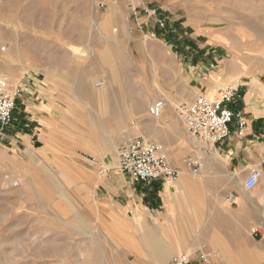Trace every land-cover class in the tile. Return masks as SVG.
Listing matches in <instances>:
<instances>
[{"label": "rangeland", "instance_id": "obj_1", "mask_svg": "<svg viewBox=\"0 0 264 264\" xmlns=\"http://www.w3.org/2000/svg\"><path fill=\"white\" fill-rule=\"evenodd\" d=\"M142 2L158 9L165 30L146 23L143 15L133 16L130 8ZM176 20L183 29L174 27ZM196 31L224 37L232 53L249 55L264 70V0H0V79L10 84L24 77L43 84L51 80L62 89L54 91L52 85L49 92L57 106V132L50 134L47 150H23L0 139V264H171L176 255L198 251L211 264H264V220L255 195L235 182L249 203L240 213L234 201L225 200L230 192L221 196L218 182L205 178L203 170L192 172L186 160L202 162L205 144L193 140L175 117L176 102L166 110L191 141L183 144L181 164L190 178L202 177L191 192L185 191L193 208L182 196L187 201L178 207L185 214L182 226L156 239L174 242L176 254L168 261L158 259L143 244L142 215L134 220L111 212L94 197L97 165L114 168L124 141L155 140L150 135L173 140L158 128L161 120L149 117L148 108L164 100L172 71L179 68L181 55L175 51L194 40ZM83 52L84 58L76 56ZM102 55L106 60H100ZM70 69L90 86L103 79L104 86L113 84L101 97H85ZM224 205L226 237L221 227H204L212 214L220 222L215 225H221ZM252 230L258 231L255 236ZM197 239L208 246H191Z\"/></svg>", "mask_w": 264, "mask_h": 264}, {"label": "crops", "instance_id": "obj_2", "mask_svg": "<svg viewBox=\"0 0 264 264\" xmlns=\"http://www.w3.org/2000/svg\"><path fill=\"white\" fill-rule=\"evenodd\" d=\"M174 27L181 30L183 24L176 20ZM195 34L194 40L175 51L181 55L179 68L176 67L172 71L173 79L168 81L167 89L169 90L165 91L164 100L167 107L168 105L170 107L172 102L191 103L197 96L215 100L227 89L236 90L235 101L227 105L233 114L232 121L228 125L229 136L222 142L209 144L201 149L204 153L200 162L201 170L205 178L218 182L221 196L230 192L225 196V200L227 196L232 195L240 213L249 203L244 200L241 188L235 187V182L239 181L242 184L252 170L260 171L261 178L250 191L255 195L254 205L260 207L261 219L264 220V188L260 189L264 186V70L262 64L255 62L253 58L249 59V55L243 54L241 57L232 53L226 46L224 37L201 34L197 31ZM12 85H22L23 93L16 100L12 114L13 120L5 130L3 141L11 145L18 144L23 150L35 148L47 150L46 143L52 139L50 134L57 132L55 128L57 106L52 102L49 92H52V85L57 87L53 89L54 91L59 92L62 89L51 80L49 82L44 80L43 84L32 77H24L20 81L13 82ZM167 111L168 109L162 115L158 128L173 135V140L169 142L160 137L156 139L163 147L171 165L178 169L180 173L178 183L176 181L175 185L167 186L160 181H155L146 187L119 172H110L107 176H100L97 173L98 192L94 194V197L99 198L101 206H107L111 212H121L126 217L131 215L130 217L134 220L139 214L142 215L138 226L145 230L142 239L144 246L156 253L158 259L166 261L171 259L170 255H175L178 250L174 242H160L156 239L163 232L167 234V230L182 226L185 214L178 207L187 203L182 196H186L188 206L193 208L194 203L185 191L191 192L197 184L202 182V177L199 180L190 178L184 165L181 164V155L186 149L183 144L188 146L187 143L191 141H188L189 138L179 121L171 115L170 111ZM237 114H240L246 122L242 137L237 135ZM226 211L228 208L224 205L221 225H215L220 222L215 220V215L212 214V218L207 220L204 227L208 229L221 227L226 237V228H229L226 226ZM262 226L264 229V221ZM191 246L206 248L208 243L197 239Z\"/></svg>", "mask_w": 264, "mask_h": 264}, {"label": "built area", "instance_id": "obj_3", "mask_svg": "<svg viewBox=\"0 0 264 264\" xmlns=\"http://www.w3.org/2000/svg\"><path fill=\"white\" fill-rule=\"evenodd\" d=\"M130 12L136 17L143 15L146 18V23L153 21L159 29L165 30L166 28L167 22L161 17L158 9L149 8L143 2L139 7L132 6ZM22 93V85L14 86L7 80L0 79V138L5 136V130L12 123L16 100ZM236 97V90L234 89H227L215 100L197 96L191 103H177L173 108V113L183 123L185 130L193 140L199 144H205V146L216 144L229 136L228 125L232 121L233 114L227 108V105L233 103ZM166 107V101L163 99L153 101L148 108L149 117L153 120L160 119ZM236 118L237 135L242 137L246 122L240 114H237ZM186 164L194 174H200L201 165L194 157L187 158ZM97 169L100 176H107L111 170H116L146 187L155 181H160L168 186L179 177L178 169L171 165L161 144L143 137L131 138L120 144L116 151L114 168L110 170L98 165ZM260 178L261 172L252 170L243 183L244 189L248 191L253 189ZM16 185L15 182L14 186ZM226 201L231 204L234 201L233 196H227ZM257 232V230H252L251 234L255 236ZM171 264L211 263L204 254L198 251L194 256L184 253L176 255L172 258Z\"/></svg>", "mask_w": 264, "mask_h": 264}, {"label": "bare ground", "instance_id": "obj_4", "mask_svg": "<svg viewBox=\"0 0 264 264\" xmlns=\"http://www.w3.org/2000/svg\"><path fill=\"white\" fill-rule=\"evenodd\" d=\"M4 46V45H3ZM3 51L5 50L4 48L2 49ZM9 53V52H8ZM83 53H85V52H83ZM106 54H107V52H106ZM4 56L6 57V58H8V56H9V54H4ZM76 56L77 57H81V58H84L85 56H86V53L85 54H79V53H76ZM4 58V57H3ZM79 59V58H78ZM102 59H105L106 60V56H100V60H102ZM107 59H108V57H107ZM100 62V61H99ZM237 67H239V66H237ZM73 69H70V72L73 74ZM113 75H114V73H113ZM124 75H125V78H126V71L124 72ZM73 77V79L75 80V82L77 83V85H78V88L80 89V91L82 92V95L83 96H85V97H87V96H89V98H94L93 96L94 95H98V96H102L103 95V92H105V91H108V89L110 88V84H113V82L112 81H109V85L108 86H104L105 85V83H106V81H105V79H103V83H101L100 82V84L98 83V82H96V83H98L99 85H97L98 87L96 88L95 86V83H93L91 86L89 85V84H87V80L86 81H84V77H83V75L80 77V76H76L75 74H73L72 75ZM71 78V77H70ZM71 78V79H72ZM88 79V78H87ZM127 79V78H126ZM125 79V80H126ZM90 80H92V79H90L89 78V81ZM124 82V81H123ZM71 85V84H70ZM123 85H126L125 86V88H124V86H123V88L124 89H126L125 90V93L126 94H128L129 92H130V90H129V82L126 80L125 81V84H123ZM72 86V85H71ZM71 86H69V88L71 87ZM74 89H75V87H73ZM72 90V89H71ZM70 90V91H71ZM131 91H132V89H131ZM132 93V92H131ZM96 97V96H95ZM158 97H159V95H158ZM85 99H87V98H85ZM159 99H162V98H159ZM141 104H143V103H141ZM140 105V104H139ZM146 105V104H145ZM144 105V106H145ZM135 106V105H134ZM140 107L142 108V106L140 105ZM146 108V107H145ZM135 109V108H134ZM71 110V109H70ZM136 110V109H135ZM138 110V109H137ZM74 112V111H73ZM138 112V111H137ZM141 112V111H140ZM140 112H139V114H140ZM138 114V115H139ZM146 116V115H145ZM72 118V117H71ZM71 118H70V120H69V124H71L73 121H71ZM162 118L163 117H161L160 119H157V121L158 120H162ZM143 120V119H142ZM147 121H149V122H152V121H150L149 119L147 120ZM146 121V122H147ZM147 125H149V124H147ZM130 136H131V134H129ZM150 138H154L155 140L154 141H156L157 139L155 138V137H151V135L149 136ZM159 140V139H158ZM200 146V145H199ZM113 160V159H112ZM112 162H114V161H112ZM111 167V166H110ZM179 175H180V173H179ZM179 178V177H178ZM198 179V178H197ZM177 181V180H176ZM175 181V182H176ZM262 181V180H261ZM171 185V184H170ZM169 186V185H168ZM244 188V187H243ZM245 190V189H244ZM145 235V234H144ZM168 259V258H167Z\"/></svg>", "mask_w": 264, "mask_h": 264}]
</instances>
